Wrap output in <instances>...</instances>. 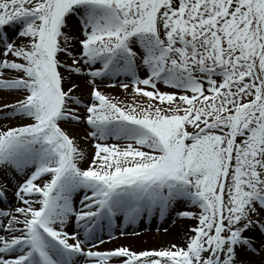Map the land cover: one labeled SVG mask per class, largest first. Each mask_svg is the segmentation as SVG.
I'll use <instances>...</instances> for the list:
<instances>
[{
	"label": "snow or ice",
	"instance_id": "snow-or-ice-1",
	"mask_svg": "<svg viewBox=\"0 0 264 264\" xmlns=\"http://www.w3.org/2000/svg\"><path fill=\"white\" fill-rule=\"evenodd\" d=\"M0 264H264V0H0Z\"/></svg>",
	"mask_w": 264,
	"mask_h": 264
},
{
	"label": "bare ground",
	"instance_id": "bare-ground-1",
	"mask_svg": "<svg viewBox=\"0 0 264 264\" xmlns=\"http://www.w3.org/2000/svg\"><path fill=\"white\" fill-rule=\"evenodd\" d=\"M82 87H84V85L82 84ZM86 90V88H85ZM6 95V98L11 101L12 97L10 95ZM73 131L76 132H82L83 128L81 127H77L75 129H73ZM157 223L160 226V222L157 220ZM183 225L180 224V227H182ZM180 227H177V225L171 229H169L167 232L164 233H158V232H144L141 235H127V236H123V237H117L116 240L106 243L104 245H102V247L104 248H112L115 247L117 245H128L132 248H135L137 250H140L144 247L147 248H154V247H159L162 245H167V243L173 239H179V231H180ZM130 233V232H129ZM156 233V235H155Z\"/></svg>",
	"mask_w": 264,
	"mask_h": 264
},
{
	"label": "rangeland",
	"instance_id": "rangeland-1",
	"mask_svg": "<svg viewBox=\"0 0 264 264\" xmlns=\"http://www.w3.org/2000/svg\"><path fill=\"white\" fill-rule=\"evenodd\" d=\"M85 91H86V90H85ZM110 92H114V91L111 90ZM175 226H176V225H175ZM175 226H173V227H175ZM173 227H172V228H173ZM155 232H158V233H164V231H161V230H158V229L155 230ZM155 235H156V233H155ZM144 248H147V247H144ZM142 249H143V248H142Z\"/></svg>",
	"mask_w": 264,
	"mask_h": 264
}]
</instances>
